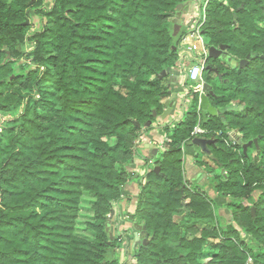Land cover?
<instances>
[{
	"label": "trees",
	"instance_id": "16d2710c",
	"mask_svg": "<svg viewBox=\"0 0 264 264\" xmlns=\"http://www.w3.org/2000/svg\"><path fill=\"white\" fill-rule=\"evenodd\" d=\"M181 2L52 0L46 8L0 0V111L21 107L0 127V264H119L108 260L109 247L122 240L129 248L133 236L122 230L107 245V215L134 177L142 131L163 108L168 73L160 74L177 64L182 35L173 36L172 20ZM30 8L42 26L29 34ZM201 30L208 46L247 61L206 58L222 74L219 83L204 73L219 90L211 103L221 115L203 122L191 94L175 127L163 128L159 171L138 177L131 221L147 242L136 245L135 264H264V0H207ZM196 125L214 140L208 147L225 173L212 178L213 191L230 201L231 222L212 229L198 227L217 217L206 191L195 183L188 192L183 165ZM231 130L257 139V155L232 145ZM83 194L95 198V241L74 234Z\"/></svg>",
	"mask_w": 264,
	"mask_h": 264
},
{
	"label": "crops",
	"instance_id": "0c3cea01",
	"mask_svg": "<svg viewBox=\"0 0 264 264\" xmlns=\"http://www.w3.org/2000/svg\"><path fill=\"white\" fill-rule=\"evenodd\" d=\"M181 3H185V0H182ZM206 7L207 0H191L185 7L181 15L179 28L175 35H182L177 51V66L170 69V73L168 74V76L172 74L173 77L170 78V82L167 78L166 86L168 88V93L160 101L163 105L162 110L159 111V113L153 111L154 120L151 124V127L149 129L143 130L140 139L138 140L139 154L138 157L134 159V162L129 168L130 171L134 173V177L122 192V200H120L121 203L119 205V208L122 205V201H124L123 205H125L127 208L131 207L132 205L136 206L139 195L138 177L145 172H143L145 161L147 160L148 162L152 159H155L162 154L161 152H163V142L165 141V138L167 136L163 128L167 127L172 130L176 125V119L180 118L194 101V95L184 94L182 92H184L189 83L185 76L187 69L191 64L197 63L198 59L203 58L205 54L207 55L208 41L206 37L204 35H201L197 38L193 33L195 25L202 21L204 22L202 16H205ZM203 8L205 12H202ZM207 77H211L214 79L216 75L213 72L210 73V75ZM220 77L221 75L218 74V79ZM201 78L204 84L206 82V78L205 76H203V71L201 73ZM198 96L199 92L197 94V97ZM167 100H169L168 104L164 105ZM218 109L220 110L219 107ZM211 119L212 117H210L208 121H210ZM229 132L233 133H230L229 135L227 134L228 141H230L232 145L236 144V137L241 136V134L238 132V130H236V132L234 130H231ZM183 152L184 164L186 163L184 171L187 180L191 181V179H194V177H196L197 175L199 180H203V174L206 173L195 162V156L198 153L202 154L200 149L196 146H190L186 144L183 147ZM156 172H158V170ZM203 185L206 186V183H204ZM206 189L207 188H205V190ZM206 191L209 195L212 196L214 200L219 198L218 194L216 192H212L211 189ZM129 211H127L126 213L132 214V211ZM124 223V226L129 225L128 221H124Z\"/></svg>",
	"mask_w": 264,
	"mask_h": 264
},
{
	"label": "rangeland",
	"instance_id": "374dc122",
	"mask_svg": "<svg viewBox=\"0 0 264 264\" xmlns=\"http://www.w3.org/2000/svg\"><path fill=\"white\" fill-rule=\"evenodd\" d=\"M40 1H41L42 6L46 7V8H49L52 4V0H40ZM27 19L29 21V23L27 24L29 34L41 29L42 21H41L40 16L36 13V9H34V8L28 9ZM200 30H201V27H200ZM201 35H203L202 30H201ZM207 41H209V40L207 39ZM22 48L25 51L30 49V47L28 45H24V46H22ZM176 66H177V64H176ZM202 71H203V76H204V73H205L204 67H203ZM220 75H221V77L219 79H218V77L214 78V80H215L214 82H216V80L219 83L223 81L222 74H220ZM218 91L219 90H217V89L214 90V92L216 94L218 93ZM190 94H198V93H190ZM232 106H233L232 108L237 107L236 102L232 103ZM20 110H21V107H19L14 113H11V114L0 111V127L3 126V124H5V122L9 118H11V116H15L16 114H19ZM243 142H247V141L243 140ZM237 145L240 146V148H241V145H239V144H237ZM248 148H250L249 150H250V153L252 156L257 155V152H258L257 144H251ZM204 155L205 154H203V153L202 154L198 153L195 156V161L203 160ZM212 156H213V158L210 159L209 156L205 155L204 160H206L207 162L210 163L209 169L211 167H214L215 170H213V173H211L209 175L203 174V180H199L198 175L196 177H194V179H191L193 184L192 183H191L192 185L190 184V186H189L190 188L187 187L189 193L194 194L195 191L197 190V188H194V186H193L195 183H196L195 185H197L198 188L202 192L209 190V189H211L212 192H214L212 189V178L218 177L219 179H221L222 175L225 176V173L222 172L223 168H216L217 167L216 165L218 162L217 157H215L214 155H212ZM150 161H151L150 163L146 162L145 167L143 169V172L145 171V169L153 171V168H155L157 166L155 164V159H152ZM183 165L185 168L186 163L184 164V162H183ZM204 183H206V186L203 185ZM205 188H207V189L205 190ZM205 193H207V191ZM207 196L209 198H211L212 207H213L214 213L216 214V217H217V223L216 222L207 223V224L203 223L202 225H200L198 227L205 228V229H212V228L216 227L217 225H222V224H227V223L229 224L231 222V216H230V213L228 211L229 209L227 207V204L230 202L229 198L228 197H223V198L221 197L220 198V195H218L219 198L214 200L212 198V196L209 195L208 193H207ZM121 198H122V196H121ZM121 198H120V200H122ZM94 200H95V198L93 196H91L89 194H83L81 197V200H80L79 209L77 211V216L75 218L74 234L76 236L88 239L90 241H95V238H96V235L94 234V232L89 227L90 224H92L94 222V214L92 211V205H93ZM120 200H119L117 206H115L112 209L111 213L107 215L106 229H105V232L108 234V238H109V241H107V245L110 244L112 241H114V238H116L118 235H120V232L122 230H125L126 235L131 234L133 236V240L135 238L134 235L136 233V230H134L132 227L133 221H131V219H134V221L137 220L136 217H132L133 216L132 214L135 213L136 206L132 205L131 207L127 208L125 205H123L124 201H122V205L119 208V205L121 203ZM187 202H188V199L182 200V204H183L182 209L185 208ZM136 205H137V203H136ZM129 210L132 211V214L126 213ZM178 217H183L182 213H179ZM124 221H128L129 225L124 226L123 225V224H125ZM232 224L234 225V223H232ZM123 235H121L122 237L120 239H123V237L125 236V235L124 236ZM124 247H125V243L122 240L119 242L118 248L109 247V252H107L108 260L109 261L110 260H116L119 262V264H135V253L137 252L136 245L132 246V244H130L129 248H124Z\"/></svg>",
	"mask_w": 264,
	"mask_h": 264
},
{
	"label": "water",
	"instance_id": "95a60500",
	"mask_svg": "<svg viewBox=\"0 0 264 264\" xmlns=\"http://www.w3.org/2000/svg\"><path fill=\"white\" fill-rule=\"evenodd\" d=\"M191 0H185V3H180L178 5V11L176 12V15L174 17V19L172 20L173 23V36L176 35L178 28H179V23H180V18L181 15L185 9V7L189 4ZM203 34V32H202ZM226 45H220L219 47H214V46H208L207 49V55L206 58H212V59H218L220 57H222V60H229V55L226 52ZM205 58V61H206ZM247 60H239L237 61L236 59H230L229 60V64L230 67H235V66H242L246 63ZM204 70H208L214 73H218L217 69L214 67H211L210 65H207L204 67ZM166 73H170V69L168 70H163L160 74V76H164ZM172 74H170L168 76L169 82H170V78H172ZM175 79V77H174ZM174 95V94H173ZM198 111H199V115L200 118L202 119L203 122H208V120L210 119V117H216L220 115V110L218 108H216L215 106H213L210 103V99L211 98H216L217 95L214 92V89L212 88V86L209 83H204L203 87H202V92L199 94L198 96ZM167 100L164 105L168 104ZM236 132V130H234ZM232 134L233 132H229L227 133ZM236 142L237 144L241 145V148L243 150L244 153H246L247 148L251 145V144H257V139H253V140H249L247 142H243L242 137L238 136L236 137ZM210 144H214V140L210 139V138H205V137H194L193 139H191L189 142H187V145H193L196 146L200 149V151L209 156L210 159L213 158V156L211 155V151L209 149V145ZM159 171V167L156 166L153 171ZM223 172V170H222ZM252 211L254 213V209L252 208ZM132 227L134 228V230H136V233L134 235V243L135 245L139 246L141 244H146L147 239L145 238V228L135 222L132 223ZM138 233V234H137Z\"/></svg>",
	"mask_w": 264,
	"mask_h": 264
},
{
	"label": "built area",
	"instance_id": "2783aa9c",
	"mask_svg": "<svg viewBox=\"0 0 264 264\" xmlns=\"http://www.w3.org/2000/svg\"><path fill=\"white\" fill-rule=\"evenodd\" d=\"M202 12L204 11V8L202 9ZM202 19H205V16H202ZM203 21L196 24L193 30V33L195 37L201 36V30L200 27L202 25ZM206 54L203 58L198 59L197 63H193L190 65V67L186 71V79L189 82L187 87L185 88L184 94H190V93H201L202 92V86L203 81L201 78L202 69L204 67ZM208 131L204 128H201L200 125H197L194 127V129L191 132L192 137H202L204 134H206ZM217 135V133H216ZM165 151V148H163V152ZM151 161H148L150 163Z\"/></svg>",
	"mask_w": 264,
	"mask_h": 264
},
{
	"label": "flooded vegetation",
	"instance_id": "af4514ba",
	"mask_svg": "<svg viewBox=\"0 0 264 264\" xmlns=\"http://www.w3.org/2000/svg\"><path fill=\"white\" fill-rule=\"evenodd\" d=\"M29 23V21H28V19L26 18V20H25V22H24V24L25 25H27ZM222 57H220V58H218V59H221ZM222 60V59H221ZM230 60V59H229ZM229 60H222L224 63H226V62H228ZM207 65H210L209 63H207V61H205V63H204V67L205 66H207ZM211 66V65H210ZM211 67H214V66H211ZM215 68V67H214ZM210 73H213V72H210ZM218 74L219 73H215V75H216V77H218ZM211 78V77H210ZM211 79H213V78H211ZM206 83V82H205ZM204 85V84H203ZM203 87V86H202Z\"/></svg>",
	"mask_w": 264,
	"mask_h": 264
},
{
	"label": "clouds",
	"instance_id": "9594fccd",
	"mask_svg": "<svg viewBox=\"0 0 264 264\" xmlns=\"http://www.w3.org/2000/svg\"><path fill=\"white\" fill-rule=\"evenodd\" d=\"M133 229H134V228H133ZM132 246H135L134 240H133Z\"/></svg>",
	"mask_w": 264,
	"mask_h": 264
}]
</instances>
